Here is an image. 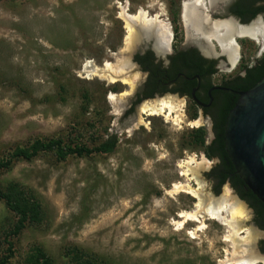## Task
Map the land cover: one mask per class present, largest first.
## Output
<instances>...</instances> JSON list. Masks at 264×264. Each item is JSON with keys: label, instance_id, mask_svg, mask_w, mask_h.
<instances>
[{"label": "rangeland", "instance_id": "obj_1", "mask_svg": "<svg viewBox=\"0 0 264 264\" xmlns=\"http://www.w3.org/2000/svg\"><path fill=\"white\" fill-rule=\"evenodd\" d=\"M184 1L0 0V160H10L0 167V189L16 184L39 203L41 212L38 221L26 220L16 229L20 215L0 198V264H36L37 249L50 264H68L72 247L104 264H225L220 261L228 246L222 240L223 225L206 217L200 238L189 239L185 230L170 224L180 210L196 207L191 193H167L172 183L185 181L179 165L193 155L196 162L204 158L207 164L197 170L203 187L189 174L191 187L206 198L220 197L228 188L233 200L245 206L239 234L249 229L260 249L252 209L228 183L213 191L207 175L211 161L187 142L196 128L207 135L208 125L195 118L197 125L191 127L184 119L177 127L162 114L145 116L140 110L123 119L120 103L132 96L135 69L123 73L133 81L131 91L122 78L109 83L83 72L86 61L98 67L128 61L123 7L130 14L139 8L158 14L172 26L174 49L187 37H198L185 26ZM251 21L263 26L262 36L238 35L223 46L214 37H203L216 54H225L224 46L232 50L231 60L226 54L227 61L221 59L222 76L264 53V16ZM229 60L231 67L226 65ZM113 85L121 92L129 90L117 97L120 102L107 98L121 93L110 92ZM109 133L118 138L110 153H72L65 159L55 150H39L29 159L13 155L36 140H60L64 148L95 147ZM194 226L189 222L186 228Z\"/></svg>", "mask_w": 264, "mask_h": 264}, {"label": "bare ground", "instance_id": "obj_2", "mask_svg": "<svg viewBox=\"0 0 264 264\" xmlns=\"http://www.w3.org/2000/svg\"><path fill=\"white\" fill-rule=\"evenodd\" d=\"M211 1L215 2L216 0ZM203 5L205 6V0H185L183 2V20L188 33L192 31L193 34L195 32L198 37H206L208 40L210 37H214L221 46L227 45L226 42L228 40L231 41L234 35L262 36L263 26L256 21L245 26H239L231 18L225 21L215 20L208 22L210 21L209 14L201 8ZM120 17L123 19L126 27L125 46L128 52L132 51L143 37L153 38L157 51L161 50L159 48L161 44L166 42L168 44L171 40L172 32L170 25L166 21L159 19L158 17L160 16L158 14L150 15L142 8L130 14L123 7L120 12ZM220 28L224 29V33L219 32ZM226 47L224 46L223 51L231 60L233 56L232 50ZM202 48L205 53H209L208 49L211 50L209 45H202ZM129 63L127 60L117 65L105 62L102 67H98L92 64L91 61H86L83 66V72L88 78L98 76L100 79L107 80L109 83H113L117 79L122 78L121 81L123 84L128 85L131 91L133 81L125 76L123 77V73L129 68ZM128 93L129 90L122 91L119 94L110 93L108 99L112 103L116 101L120 102L121 98L117 99V97L126 96ZM140 109L141 113L146 115L162 114L166 121H171L177 127L184 122L182 106L176 102L175 97H166L160 100L144 102ZM198 123L199 121L195 120L190 121L188 124L192 127ZM193 156L179 165L181 168L180 174L186 177L185 181L172 183L171 189L167 191L169 195L179 192L191 193L197 199L196 207L193 210L187 211L182 209L177 213V219H169L170 224L175 227L174 230H185L184 232L189 239H197L200 238L199 231L201 232L206 227L205 218L213 219L225 228L222 240L227 242L228 246L223 249L224 256L220 259L222 263L252 264L257 261L264 262V256L259 255L255 249L256 236L254 237L249 229L244 235L239 234L243 219L245 218V206L235 201L236 198L233 200L229 189L224 188L223 194L220 197L209 196L206 198L202 190L191 187L188 182L189 174H192L200 188L203 187V184L198 179L197 170L207 164L204 158L196 162ZM189 222L195 223V226L187 229L186 226Z\"/></svg>", "mask_w": 264, "mask_h": 264}, {"label": "flooded vegetation", "instance_id": "obj_3", "mask_svg": "<svg viewBox=\"0 0 264 264\" xmlns=\"http://www.w3.org/2000/svg\"><path fill=\"white\" fill-rule=\"evenodd\" d=\"M263 4L264 2L261 0L255 2H252V0H216L215 2L205 0V6L203 5L201 8L211 14V17L208 15L210 20L219 21L233 16L241 23H248L251 20L246 21L244 18L234 14L235 8L237 6H246L248 8L253 6L257 8ZM127 10H129V7ZM259 14L264 16V13ZM170 29H172V26ZM171 32L170 42L161 44V47H159L161 50L157 51L153 38H149L146 41L147 37H144V41L139 42L138 46L132 49L133 52L130 55L127 54L126 58L130 62L129 72L131 73V69H135L136 77L130 100L126 103H120L121 117L123 119L128 118L137 110L141 112L140 108L144 102L160 100L165 97H176V100L184 107L183 114L187 125L189 121L195 120V118L200 119L203 125L205 123L208 125L209 132L207 135L205 133L203 138L204 145H210L217 138L214 124L219 118L220 108L238 97L236 94L222 90L221 87L231 88L230 81L237 75H243L244 69L241 68L230 75L222 76L220 74L223 67L221 59L224 58L227 61V54L215 55L211 47V50L208 49L209 53H205L202 45L207 44L198 37L194 38L192 36L187 37L183 46L174 49L173 30ZM189 50H194L195 52H190L186 55V58H181L178 55V51ZM107 51L111 52V49L108 48ZM256 58L258 57H255L251 63ZM210 63L212 68L208 69L209 71L204 74L199 72L200 68L207 67ZM226 65L231 67L229 62H226ZM109 91L121 92L114 85L111 86ZM204 145L200 147L199 151H202L204 156H206L203 151ZM207 158L211 161L210 168H216L219 164V158L217 156ZM211 182L213 188L215 180L211 178ZM226 183L230 185L229 182ZM246 204L249 207L247 202ZM261 231L263 234L260 240L264 238V231Z\"/></svg>", "mask_w": 264, "mask_h": 264}, {"label": "trees", "instance_id": "obj_4", "mask_svg": "<svg viewBox=\"0 0 264 264\" xmlns=\"http://www.w3.org/2000/svg\"><path fill=\"white\" fill-rule=\"evenodd\" d=\"M257 0H252L255 2ZM264 2V0H261ZM259 13H264V4L259 7L248 8L246 6H237L234 10L236 16L244 18L249 21L256 17ZM194 53V50L178 51V55L181 58H186L189 53ZM212 68L211 63L204 68H200L199 72L204 74ZM244 69L243 75H237L230 81V87L235 90H247L252 87L263 75H264V53L256 58L252 63L242 66ZM209 69V70H208ZM229 95V94H228ZM238 98V97H237ZM235 98L230 103L222 105L220 108L219 118L215 121L214 130L217 138L210 145H204L203 128L199 127L187 135V142L196 145L199 148L204 145L203 151L207 157L217 156L219 158V164L216 168H211L207 175L215 180L213 185V191L218 193L222 185L229 182L238 196L245 200L249 207L253 210L255 224L264 231V203L261 202L246 186L244 181L235 172L225 149L223 143V126L225 117L228 111L236 103ZM118 138L115 133H109L108 136L99 145L95 147H86L84 145L64 148L60 140L42 142L36 140L31 144L30 148H18L13 152L14 156H21L26 159L34 156L39 150H55V154L59 159H65L68 154L75 153L77 155L90 154L93 151H99L102 153H110L114 150L117 144ZM9 159L0 160V167H7L9 165ZM0 198L4 199L6 205L16 211L20 215V220L16 229H20L24 221H38L40 219V205L34 199L32 200L22 189L16 184H11L6 191L0 189ZM259 247L264 252V238L260 240ZM69 258L68 264H104L91 254H87L75 247L70 248L67 251ZM34 263L36 264H50L51 260L46 256V253L37 249L34 256Z\"/></svg>", "mask_w": 264, "mask_h": 264}, {"label": "water", "instance_id": "obj_5", "mask_svg": "<svg viewBox=\"0 0 264 264\" xmlns=\"http://www.w3.org/2000/svg\"><path fill=\"white\" fill-rule=\"evenodd\" d=\"M209 16L211 17L210 13ZM228 18L235 20L239 26H245L252 22L241 23L233 16ZM198 38L212 48L207 39ZM143 41L144 37L140 42ZM132 52L133 50L130 53ZM213 54L218 55L216 52ZM229 63L231 64L230 60ZM221 89L238 95L236 103L228 111L224 122L225 151L235 172L251 192L264 203V75L247 90H235L228 87H221ZM237 198L246 204L238 195ZM255 230L260 236L263 234L257 226H255ZM255 247L257 253L264 256L257 245ZM262 263L264 264V262Z\"/></svg>", "mask_w": 264, "mask_h": 264}]
</instances>
